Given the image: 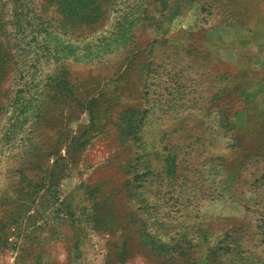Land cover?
<instances>
[{"label": "rangeland", "instance_id": "obj_1", "mask_svg": "<svg viewBox=\"0 0 264 264\" xmlns=\"http://www.w3.org/2000/svg\"><path fill=\"white\" fill-rule=\"evenodd\" d=\"M0 264H264V0H0Z\"/></svg>", "mask_w": 264, "mask_h": 264}]
</instances>
